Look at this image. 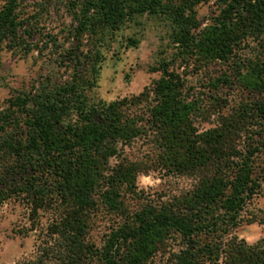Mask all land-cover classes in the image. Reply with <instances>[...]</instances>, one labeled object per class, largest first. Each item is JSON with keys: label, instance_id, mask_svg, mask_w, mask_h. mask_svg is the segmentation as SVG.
I'll return each mask as SVG.
<instances>
[{"label": "trees", "instance_id": "1", "mask_svg": "<svg viewBox=\"0 0 264 264\" xmlns=\"http://www.w3.org/2000/svg\"><path fill=\"white\" fill-rule=\"evenodd\" d=\"M209 2L219 13L203 27L198 8ZM60 10L72 20L63 37L49 33ZM147 18L165 24L173 50L151 68L160 79L130 98L93 97L105 51ZM7 53L45 67L0 102V204L21 200L33 227L52 217L36 256L18 264H150L171 239L181 240L172 264H264V239L231 236L264 184V0H0V59ZM52 58L66 76L49 73ZM215 63L233 65L249 99L201 131L206 110L180 70ZM221 82L234 85L228 75L211 85ZM139 139L154 146L151 166L122 158ZM152 170L196 183L145 203L138 179ZM101 209L118 223L97 246L90 233Z\"/></svg>", "mask_w": 264, "mask_h": 264}, {"label": "rangeland", "instance_id": "2", "mask_svg": "<svg viewBox=\"0 0 264 264\" xmlns=\"http://www.w3.org/2000/svg\"><path fill=\"white\" fill-rule=\"evenodd\" d=\"M214 2L204 3L198 8L199 19L206 26L218 14ZM71 17L65 10L52 11L49 18V33L59 34L71 24ZM142 25L127 27L116 38L112 47L105 51L106 59L103 63L98 86L91 92L95 98L114 101L130 98L141 94L144 89L155 80L160 79V73H154V67L165 52H173L170 45L168 28L164 23L150 18L144 19ZM139 42L137 46L128 47L127 39ZM49 54V59H50ZM53 62V58L51 59ZM49 61V73L56 72L58 77L67 75L66 67ZM233 65L215 63L202 69L194 65L183 67L180 72L187 77L192 99L199 100L206 110L207 120L199 119L197 126L201 131L216 126L219 114L229 115L239 104L249 99L247 94L234 83ZM45 70L43 61H36L35 57L20 59L12 54H4L0 59V102L10 98L18 90H22L38 78ZM225 75L231 78L234 85L220 83L219 89L212 87V83ZM213 96L223 99L217 103ZM219 104V105H218ZM154 146L147 139H139L126 146L122 153L136 161L145 162L151 166ZM258 160H264V154ZM121 158L113 160L119 163ZM196 180L187 176L167 175L163 171L152 170L149 175H141L138 179V191L143 192L142 202L159 204L173 200L174 197L190 191ZM132 208H138L142 203L137 199H130ZM52 217L49 214L40 217L36 227H33L31 214L27 206L19 199H10L0 204V264H18L25 259H33L40 243L44 240L48 224ZM118 219L101 209L93 218L90 241L97 246H103L107 234L117 226ZM249 245L264 239V184L258 195L246 207L242 215V223L232 232ZM180 239H171L161 249L160 253L150 264H172V257L181 248Z\"/></svg>", "mask_w": 264, "mask_h": 264}]
</instances>
